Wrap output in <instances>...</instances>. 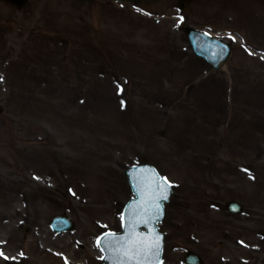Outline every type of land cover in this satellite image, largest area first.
Masks as SVG:
<instances>
[{
  "label": "rangeland",
  "instance_id": "374dc122",
  "mask_svg": "<svg viewBox=\"0 0 264 264\" xmlns=\"http://www.w3.org/2000/svg\"><path fill=\"white\" fill-rule=\"evenodd\" d=\"M183 23L231 43L222 69ZM0 77V264H99L142 162L173 189L162 264H264V0H0Z\"/></svg>",
  "mask_w": 264,
  "mask_h": 264
},
{
  "label": "water",
  "instance_id": "95a60500",
  "mask_svg": "<svg viewBox=\"0 0 264 264\" xmlns=\"http://www.w3.org/2000/svg\"><path fill=\"white\" fill-rule=\"evenodd\" d=\"M7 1L16 6L26 2ZM188 1L179 0V8H185ZM182 28L195 55L214 69H220L226 63L231 53L229 43L187 24ZM124 174L135 197L130 198L123 209L122 231L106 232L101 236L99 243L104 252L101 264H159L164 236L157 222L163 219V202L169 200L171 187L149 163L128 166ZM227 208L234 212L242 210L235 201L228 202ZM74 225V221L65 214L55 216L51 221L56 232L70 230ZM184 262L201 264V258L189 250ZM14 264L26 263L17 261Z\"/></svg>",
  "mask_w": 264,
  "mask_h": 264
},
{
  "label": "snow or ice",
  "instance_id": "6c2138e0",
  "mask_svg": "<svg viewBox=\"0 0 264 264\" xmlns=\"http://www.w3.org/2000/svg\"><path fill=\"white\" fill-rule=\"evenodd\" d=\"M3 78L2 77H0V80H2Z\"/></svg>",
  "mask_w": 264,
  "mask_h": 264
}]
</instances>
